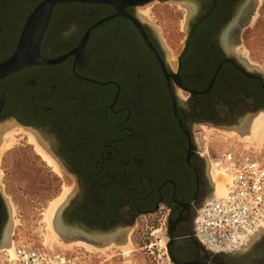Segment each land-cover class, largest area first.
Listing matches in <instances>:
<instances>
[{"label":"flooded vegetation","instance_id":"1","mask_svg":"<svg viewBox=\"0 0 264 264\" xmlns=\"http://www.w3.org/2000/svg\"><path fill=\"white\" fill-rule=\"evenodd\" d=\"M44 1L0 0V64ZM120 1L53 7L40 52L63 59L0 79V126L35 131L78 176L60 216L70 237L120 240L123 229L156 215L166 226L167 253L179 264H264V254H212L190 235L213 192L194 128L232 127L264 111V75L235 51L240 33L245 45L250 29L264 25V0ZM167 6L177 16L164 23L181 33L174 61L158 26L141 13ZM11 215L0 188V249ZM257 243L251 248L264 242Z\"/></svg>","mask_w":264,"mask_h":264},{"label":"rangeland","instance_id":"2","mask_svg":"<svg viewBox=\"0 0 264 264\" xmlns=\"http://www.w3.org/2000/svg\"><path fill=\"white\" fill-rule=\"evenodd\" d=\"M174 10L175 7L173 6L141 10L145 18L158 26L164 47L167 48L169 53L168 59L172 61L177 59L181 33L177 31L176 23L166 24L164 22L176 21L177 14ZM256 16L254 24L261 19L257 14ZM242 38V33H240L235 51L240 56H244V60L250 66H253L264 75V25L250 29L249 39L245 45L242 43ZM151 110L146 112V117L150 122H153L156 114H153ZM159 116L162 117L163 115L160 114ZM246 117L244 116L239 120L238 125L232 127H220L211 124L197 125L194 130L199 133L196 136L200 147L199 151L214 155L231 150L240 154H252L264 161V144L256 147L246 142H240L238 138L243 136L241 133H243L242 129L246 124H249V128L246 126V129H250L255 124L256 119L264 117V111L255 118ZM12 125L14 128L11 129L15 130L16 142L12 145V148H7L8 150L6 149L3 152L0 150V188L12 210L10 217V226L13 227L12 243L23 242L36 247H45L58 252L74 254L79 257L81 264H176L172 262L167 253L166 248L169 240L164 221L159 222L156 215L142 217L131 228L123 229L120 232L122 234L120 240L110 237L101 240L103 244L97 241L92 242L95 245L79 242L80 240H89L77 236L69 237L67 240H62L57 236L58 240H51L53 237L52 230L45 219L46 211H48L51 202L63 194L65 188L70 190L72 196L77 188V180L74 174H69L52 154L50 155L55 163L57 162L56 165H58L59 171L55 170L42 158L34 145L29 143L28 130L30 129L17 124ZM3 127L4 124L0 126V129ZM20 128L22 131H20ZM230 132L235 133V135L227 136L226 134ZM209 174L213 181L212 172L209 171ZM218 178L222 185L223 180L219 176ZM215 188L213 182V192L209 197L214 194ZM64 235L66 234L64 233ZM87 238L100 241V238L90 236ZM255 239L256 241L252 243ZM255 239L242 250L249 252V259L264 254V243H261L264 242V237L258 236ZM258 241L262 245L251 248ZM70 244L74 245L71 249L67 246ZM86 245L91 249L86 248ZM123 247L128 248V252Z\"/></svg>","mask_w":264,"mask_h":264},{"label":"built area","instance_id":"3","mask_svg":"<svg viewBox=\"0 0 264 264\" xmlns=\"http://www.w3.org/2000/svg\"><path fill=\"white\" fill-rule=\"evenodd\" d=\"M223 184L197 209L193 235L212 254H234L264 234V161L226 150L200 152ZM0 264H81L79 257L13 242L0 251Z\"/></svg>","mask_w":264,"mask_h":264},{"label":"bare ground","instance_id":"4","mask_svg":"<svg viewBox=\"0 0 264 264\" xmlns=\"http://www.w3.org/2000/svg\"><path fill=\"white\" fill-rule=\"evenodd\" d=\"M14 122H6L4 124V127L2 129H0V150L1 152H3L4 150H6L7 148H12V145L16 142V137H15V130L13 131L11 128H14L13 125ZM16 126V125H15ZM249 128V126H248ZM20 131H22V129L20 128ZM233 132V131H232ZM241 133L243 136H239V140L240 142H246L249 143V145H253L256 147H260L264 144V117H259L258 119H256L255 124H253V126L250 129H242ZM224 134V133H223ZM227 136H233L235 135V133H227ZM225 135V136H226ZM238 136V135H236ZM28 139H29V143H31V145H34V147L36 148V150L38 151V153L42 156V158H44V160L47 161V163H49L51 166L54 167L55 170L59 171L58 169V165H56L55 160L51 157L50 153L48 152V148L46 147V145L42 142V140L39 138V134H37L35 131L33 130H28ZM8 150V149H7ZM0 152V153H1ZM48 164V165H49ZM212 172V179L214 183H218L219 182V178L216 174L215 171H211ZM72 193H70V190L68 188H65V191L63 192V194L58 197L56 200H54L53 202H51L48 211H46L47 213L45 214V219L49 225V228L52 230V238L51 240H58V238L62 239V240H67L69 237L66 236L68 234V230H66V227L63 223V221H61L60 219V213L62 212L63 208L65 207V205L67 204L70 196ZM12 232H13V227L10 226L9 230L7 232L6 235V240H5V246L8 247H4V248H8L10 249L12 247V242H11V238H12ZM64 233L66 235H64ZM262 234L257 235L261 236ZM58 236V238H56ZM63 236L67 237L64 238ZM85 240H89V241H79V242H84L86 244H91V245H95L92 242H95L89 238H82ZM68 243V242H67ZM70 243V242H69ZM60 244V243H59ZM100 244H103L100 242ZM110 244V243H108ZM98 245V244H97ZM254 245V244H253ZM69 249H71V247H73L74 245L70 244L67 245ZM88 249H91L88 245L85 246ZM125 251L128 252V248L123 247Z\"/></svg>","mask_w":264,"mask_h":264},{"label":"water","instance_id":"5","mask_svg":"<svg viewBox=\"0 0 264 264\" xmlns=\"http://www.w3.org/2000/svg\"><path fill=\"white\" fill-rule=\"evenodd\" d=\"M70 1L100 3L101 0H46L42 2L33 11V13L29 16L28 20L26 21L20 37V41L13 56L7 61L0 64V79H3L11 74H14L15 72L27 66L43 65V64L49 65V64H56L62 61L63 58L52 59V60L45 59L44 57L41 56L40 47L44 33L47 29V26L51 18L53 7L57 3L70 2ZM131 3H133V1L131 0H128V2L127 1L125 2L123 0L120 1V5L131 4ZM120 13L122 14V11L118 12V14ZM1 98H3L2 95ZM74 177L78 182H80L78 176L74 175ZM190 235L192 236V239L196 243V245L204 250L202 245H200L197 239L193 236V231L190 233ZM261 236L264 237V234H262ZM243 253L244 251L237 252L234 254H228V255L221 254L220 256H229V255L241 256V254ZM170 259L172 260V262L179 264L171 256Z\"/></svg>","mask_w":264,"mask_h":264},{"label":"trees","instance_id":"6","mask_svg":"<svg viewBox=\"0 0 264 264\" xmlns=\"http://www.w3.org/2000/svg\"><path fill=\"white\" fill-rule=\"evenodd\" d=\"M21 243H23V242H21ZM24 244H26V243H24Z\"/></svg>","mask_w":264,"mask_h":264}]
</instances>
